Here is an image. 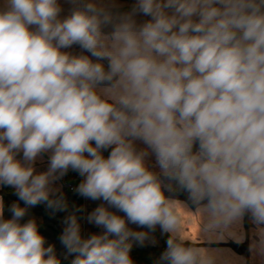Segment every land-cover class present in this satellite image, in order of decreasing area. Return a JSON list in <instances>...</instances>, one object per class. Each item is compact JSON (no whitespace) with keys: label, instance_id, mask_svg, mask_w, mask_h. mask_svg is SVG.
Wrapping results in <instances>:
<instances>
[{"label":"clouds","instance_id":"9594fccd","mask_svg":"<svg viewBox=\"0 0 264 264\" xmlns=\"http://www.w3.org/2000/svg\"><path fill=\"white\" fill-rule=\"evenodd\" d=\"M3 188L0 264H136L157 231L153 264H204L175 191L207 229L247 216L264 244V0H0ZM38 206L64 214L62 255Z\"/></svg>","mask_w":264,"mask_h":264},{"label":"crops","instance_id":"0c3cea01","mask_svg":"<svg viewBox=\"0 0 264 264\" xmlns=\"http://www.w3.org/2000/svg\"><path fill=\"white\" fill-rule=\"evenodd\" d=\"M119 2L127 6L131 4L132 0H119ZM65 7L67 8V4ZM39 167L43 168L44 165L41 164ZM61 183L70 202L78 205L84 204L88 210H91L98 203L83 200L75 195L72 190L66 187L64 179ZM0 195L4 196L6 206L16 199L13 192H6L4 188L0 189ZM172 198L177 202L176 214L179 219V235L183 237L186 246L200 250L204 264H264V244L260 243L262 239L261 230L249 217L244 216L229 225L209 230L205 227L203 214L195 207L185 203L186 197L172 195ZM8 215L6 211V218ZM30 215L41 221V232L50 243L56 244L58 254L62 255L64 250L57 237L62 230L60 221L64 214L59 213L55 218H52L43 206H38L30 210ZM82 230L85 236L99 231L86 222H82ZM154 235L158 243L155 246L150 243L145 246L160 247L162 245V236L159 231Z\"/></svg>","mask_w":264,"mask_h":264},{"label":"trees","instance_id":"16d2710c","mask_svg":"<svg viewBox=\"0 0 264 264\" xmlns=\"http://www.w3.org/2000/svg\"><path fill=\"white\" fill-rule=\"evenodd\" d=\"M105 155H107V153H105ZM72 178H76V184L79 183L80 177L74 172H69V174L65 176V183L69 184L72 181ZM4 189L6 190V192H13V190L10 188ZM171 195H174L176 197H185L179 191H175ZM165 239L166 237L162 236V245L160 247L134 246L131 255L136 261V264H153V262L158 259L159 254L163 251L165 247Z\"/></svg>","mask_w":264,"mask_h":264},{"label":"built area","instance_id":"2783aa9c","mask_svg":"<svg viewBox=\"0 0 264 264\" xmlns=\"http://www.w3.org/2000/svg\"><path fill=\"white\" fill-rule=\"evenodd\" d=\"M75 181H76V178H72V181L68 184L69 190H72V188L76 185Z\"/></svg>","mask_w":264,"mask_h":264},{"label":"rangeland","instance_id":"374dc122","mask_svg":"<svg viewBox=\"0 0 264 264\" xmlns=\"http://www.w3.org/2000/svg\"><path fill=\"white\" fill-rule=\"evenodd\" d=\"M64 183H65V178H64ZM66 184V187L68 188V184L67 183H65ZM76 184V183H75Z\"/></svg>","mask_w":264,"mask_h":264}]
</instances>
